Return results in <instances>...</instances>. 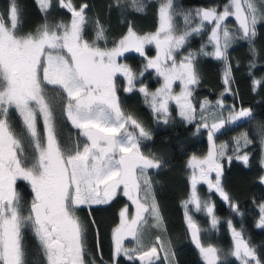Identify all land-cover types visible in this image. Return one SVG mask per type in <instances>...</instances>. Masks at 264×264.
I'll list each match as a JSON object with an SVG mask.
<instances>
[{
    "label": "snow or ice",
    "instance_id": "1",
    "mask_svg": "<svg viewBox=\"0 0 264 264\" xmlns=\"http://www.w3.org/2000/svg\"><path fill=\"white\" fill-rule=\"evenodd\" d=\"M57 2L70 14V19L57 24L45 21L34 32H21L16 0H10L8 10L0 14V264H26L21 231L26 226L32 228L39 242L44 264H88V231L95 229L98 247L100 232L96 221H82L78 210L84 206L91 209L110 205L118 196L125 197L130 205L120 209L119 221L112 228L110 264H120L121 257L131 264H178L170 239L165 241L156 235L154 241H145L149 217L152 227L163 230L150 170L158 172L166 161L141 150L142 141L151 139V135L122 108L117 78L123 79L125 93H141L164 123L169 122V103L174 102L180 117L192 124L198 114L193 93L201 82L197 67V57L201 55L224 62L225 88L214 104L205 99L198 106L199 122L195 128L197 132L201 128L208 130L210 147L203 158L193 155L188 160L191 193L184 202L185 217L191 241L204 264H222L221 250L202 243V230L187 207L191 204L197 212L204 211L210 217L211 228L217 227L214 204L201 200L197 192V184L203 182L234 213L243 215L223 187L224 161L230 164L236 160L248 166L250 153L246 149L253 141L248 133H241L232 141L229 154V144L217 145L215 136L226 125L253 116L250 108L227 106L222 97L231 90L228 49L244 40L252 56H256L254 41L257 25L264 23V0H226L222 5L182 13L185 24L182 31L177 27L173 0H160L158 27L154 32L140 34L129 23L126 32L111 47L106 46V30L99 20L94 22V37H85L89 22L87 3ZM37 3L45 14L52 7V0ZM116 4L134 12H142L144 8L142 0H127L126 5L116 0ZM193 16L199 21L195 26ZM230 17L236 21L235 30L227 23ZM205 24L212 26L207 43L198 52L182 54L190 38L199 35ZM208 45L211 51L207 50ZM148 46H154L155 56L147 54ZM130 52L143 58L142 67L119 62ZM152 72L162 81L155 91H149L143 84L145 74ZM177 82L178 93L174 91ZM262 84L264 80H253L254 90ZM57 107L75 130V138L70 136L61 141ZM13 110L23 123V133H17L10 122ZM259 132L264 170V126ZM25 137L33 149L30 156L25 155ZM18 181L26 182L33 193L27 207L17 191ZM259 181L264 184V175ZM258 208L254 226L264 229V202ZM227 223L233 246L225 255L234 257L239 264H264V254L245 237L243 228L237 230L231 220ZM129 238L135 241L134 247L125 246ZM100 264H104L102 258Z\"/></svg>",
    "mask_w": 264,
    "mask_h": 264
},
{
    "label": "trees",
    "instance_id": "2",
    "mask_svg": "<svg viewBox=\"0 0 264 264\" xmlns=\"http://www.w3.org/2000/svg\"><path fill=\"white\" fill-rule=\"evenodd\" d=\"M52 7L48 13H43L37 0H16L20 12V30L22 33L34 32L40 25L47 21L50 24H57L65 21L70 14L59 7L57 0H52ZM76 5L87 3L89 5L86 14L89 16V23L85 28V37H94L96 20L104 26L108 39L107 47L120 38L126 32L127 26L131 23L140 34L154 32L158 27V7L160 0H142L144 5L142 12H134L126 7H118L116 0H73ZM226 0H173L177 13L175 17L177 27L182 31L185 27L182 13H187L199 8L222 5ZM121 5H126L127 0H120ZM10 5V0H0V14L5 13ZM193 16L192 25L198 23ZM229 27L236 28L234 18L227 21ZM211 25L205 24L204 30L199 35L190 38L188 44L181 50L182 54L189 51L198 52L202 44H206L210 35ZM101 46H105L101 42ZM256 56L253 57L249 51L247 41L238 40L228 49L229 62L231 64L230 91L223 95L227 106L235 105L237 108L245 107L252 110L253 116L248 120L240 121L235 125H226L221 132L215 136L217 145L229 144L231 154L235 137L241 133H248L253 141L246 149L250 153V162L245 166L242 162L233 160L230 164L224 161V173L222 184L225 191L232 198L234 203L239 205L238 215L232 211L227 202L214 190H209L203 184L200 188L202 196L210 198L215 205V215L219 223L215 229L211 228L210 220L204 211L197 212L193 207L192 213L195 220L205 227L201 234L202 243L212 244L221 250L222 264H239L232 256L225 254L233 246L231 230L227 221L231 220L237 230L243 228L245 237L255 246L261 254H264V229L254 226L258 219V205L264 202V184L259 181L264 175L261 168V144L259 140V129L264 126V84L253 88V80H264V23L257 25V36L254 41ZM208 51L212 50L208 45ZM155 49L149 48L148 54L154 55ZM133 68L142 67L143 58L136 53L126 54L123 60ZM255 63V67L252 64ZM197 67L201 74V82L193 93V103L197 105V120L192 124L184 121L175 107L170 113L169 122L166 124L158 119L156 114L145 102L141 93L134 91L125 93L122 90L123 79L118 78L117 83L121 85L119 97L122 108L131 113L150 133L151 139L143 140L142 151L148 154H155L162 157L166 163L158 172L150 170V178L153 181V193L159 205L160 214L163 217L169 239L177 254L178 264H204L199 250L191 241L187 229L185 206L191 193V169L188 168V160L191 156H205L209 151L207 140V129L201 128L196 131L195 125L199 122V104L205 99L215 103L221 98L225 85L223 75L225 64L222 61L213 59L210 56H198ZM161 79L155 75L145 74L143 84L149 90H153L161 84ZM52 95V93H49ZM10 122L17 133L24 132L23 123L19 115L13 110L10 112ZM227 115V111H225ZM57 126L62 142L66 138H75V130L70 127L66 119L61 115L59 107L56 111ZM211 123V120H209ZM41 131H42V125ZM82 139V138H81ZM25 155H31L33 149L30 142L24 139ZM17 191L21 196V202L26 207L30 205L33 193L26 182H17ZM130 202L123 196H118L110 205L93 206L91 209L84 206L78 210V215L84 222L94 219L99 227V247L95 229L90 228L86 238V260L88 264H100L101 258L104 264H110L112 253L111 231L118 223L120 209ZM191 209L188 207L187 211ZM150 223L147 229L150 234L157 232V228ZM22 244L25 250L26 264H44L42 253L39 251V242L30 226L22 230ZM120 264H131L125 257H121Z\"/></svg>",
    "mask_w": 264,
    "mask_h": 264
},
{
    "label": "rangeland",
    "instance_id": "3",
    "mask_svg": "<svg viewBox=\"0 0 264 264\" xmlns=\"http://www.w3.org/2000/svg\"><path fill=\"white\" fill-rule=\"evenodd\" d=\"M53 2V1H52ZM64 11H66L65 9H63ZM87 17L89 18V16L87 15ZM70 19V17H67L66 18V20L65 21H68ZM89 23V22H88ZM87 23V24H88ZM149 48H154V46H148L147 48H146V51H147V54H148V50H149ZM155 49V48H154ZM131 53H133V52H130V53H126V54H131ZM125 54V55H126ZM155 54H156V51H155V53H154V55H149V56H155ZM124 57V56H123ZM123 57H121V58H119V62H121V63H126L125 61H122L123 60ZM128 64V63H127ZM119 78V77H118ZM117 78V79H118ZM162 83V82H161ZM119 85V84H118ZM161 86V84L158 86V87H156V88H154L153 90H149V91H155L157 88H159ZM174 91L175 92H179L180 91V87H179V83L177 82V84L176 85H174ZM119 94V93H118ZM122 106V105H121ZM177 108L178 109V107L176 106V104L174 103V102H170L169 103V113H172V111H173V109L174 108ZM178 112H179V109H178ZM226 127V126H225ZM145 128V127H144ZM138 131V130H137ZM142 150V149H141ZM207 155V154H206ZM205 155V156H206ZM195 156H197V155H195ZM192 157V156H191ZM197 157H200V158H203L204 156H197ZM214 177H215V174L213 173L212 174V178L214 179ZM203 184H205V185H207L206 183H203V182H201V183H198L197 184V192H198V195H199V197L201 198V200H204V201H210L212 204H214V202L210 199V198H208L207 196H202V194L200 193V188H201V186L203 185ZM208 186V185H207ZM189 206H191V209L188 211V213L190 214V215H192V217H193V219L195 220V216H194V214L191 212L193 209V205H191V204H189L188 205V207ZM215 206V205H214ZM188 207H187V209H188ZM195 208V207H194ZM149 220H150V217H149ZM209 220H210V217H209ZM219 220V219H218ZM196 221V220H195ZM196 223L199 225V227L201 228V230H202V232H201V234L205 231V227H203V226H201L200 225V223L199 222H197L196 221ZM211 225V224H210ZM145 227H147V225L145 226ZM156 235H161L162 236V238L165 240V241H167V240H169V236H168V234H167V231H166V227H165V224H163V230H161V229H158L157 228V232H155L154 234H150V232L149 231H147V234H146V237H145V241L146 242H151V241H154L155 240V237H156ZM125 246L126 247H134L135 246V241H133V240H131L130 238L129 239H127V240H125ZM172 248L174 249V247L172 246ZM175 250V249H174Z\"/></svg>",
    "mask_w": 264,
    "mask_h": 264
}]
</instances>
